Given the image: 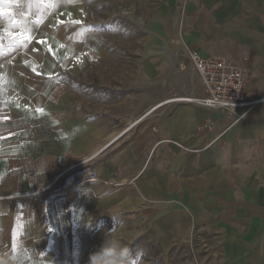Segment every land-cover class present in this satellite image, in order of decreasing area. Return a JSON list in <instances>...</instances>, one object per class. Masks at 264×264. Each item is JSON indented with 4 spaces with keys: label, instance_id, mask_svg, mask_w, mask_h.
Listing matches in <instances>:
<instances>
[{
    "label": "crops",
    "instance_id": "1",
    "mask_svg": "<svg viewBox=\"0 0 264 264\" xmlns=\"http://www.w3.org/2000/svg\"><path fill=\"white\" fill-rule=\"evenodd\" d=\"M83 3L0 4V264H90L108 234L130 249V264L152 263V248H192L200 264H264V101L238 119L242 109L168 96L135 119L130 102L101 98L99 87L112 85H96L99 70L80 61L76 72L92 75L75 90L57 79V66L76 55L52 48L44 27L84 22ZM177 8L167 35L176 33L177 49L236 62L248 72V99L264 98V0H181ZM10 33L31 40L21 46ZM181 74L148 61L141 68L156 89H178ZM91 155L75 189L38 205L30 193Z\"/></svg>",
    "mask_w": 264,
    "mask_h": 264
},
{
    "label": "rangeland",
    "instance_id": "2",
    "mask_svg": "<svg viewBox=\"0 0 264 264\" xmlns=\"http://www.w3.org/2000/svg\"><path fill=\"white\" fill-rule=\"evenodd\" d=\"M74 1L85 4L86 17L83 19L84 22L79 25H72L70 21H65L62 18L64 24L61 25V28L52 25L53 29H50L51 25L49 24L44 27V31L50 38L49 43L52 48L68 49L70 50L69 53L76 55L75 58L66 57L62 64L58 63L57 79L59 81L68 82L77 90L82 88L83 85L80 83L85 80L84 77L92 75L86 73L83 76V72L77 73V61H80L79 64L90 66L88 71L97 69L99 72L95 73V78L97 76L96 85L97 81L108 82L112 85L110 89L99 87L98 93L101 94V98L107 100L110 94L117 103L127 102L128 104L130 102L133 106L135 119L152 112L161 102L172 98L173 95L181 94L180 91L187 88L186 85L190 87L194 86V83L199 85V79H193L194 69L189 59L180 56L181 51L177 49L176 33L170 36V39L171 37L174 39L172 41L167 36L168 30H174V32L176 30L175 20L178 19L179 15V8L177 7L181 0H173L174 2L171 0ZM62 5L65 6L64 3ZM44 16L56 20V16L52 15L54 17H51L47 10ZM36 27L37 31L40 32V26ZM147 61L154 69L165 65L168 69L169 67L181 69L182 76L178 83L179 88L163 90L146 87L149 83L147 82L146 85V79L141 75V68ZM114 75L115 79L113 78ZM106 83L104 86L108 87ZM150 86L156 85L150 84ZM82 90L91 91L86 87ZM168 96L169 98H166ZM163 98L166 99L162 101ZM89 157L81 159L76 164L66 166L69 171L66 170L68 169L66 167L60 168L57 170L58 174L54 175L49 182L34 190L33 192H36L47 187L59 174L66 171L50 189L37 197L41 199L37 201L38 205L44 204L42 198L45 195L75 189L78 185L77 182L74 183L77 169ZM69 178L74 185L66 188ZM148 250L149 260L152 261L150 264H200L197 258L198 252L192 248H174L169 252L154 248Z\"/></svg>",
    "mask_w": 264,
    "mask_h": 264
},
{
    "label": "built area",
    "instance_id": "3",
    "mask_svg": "<svg viewBox=\"0 0 264 264\" xmlns=\"http://www.w3.org/2000/svg\"><path fill=\"white\" fill-rule=\"evenodd\" d=\"M180 56L189 59L194 69L193 79H199V85L203 86L204 93L198 96L194 93L187 94L186 91L183 94L173 95L172 98L165 101L166 103H194L213 109H225L231 113H236L238 109H242L243 113L239 114L237 117L241 119L246 116L251 108L260 105L264 101V98H257L254 100L248 99V72L236 62L220 57H204L196 52H183ZM196 87L197 84L194 83V89H196ZM95 154L97 155V153ZM96 155H91L84 163L92 161ZM65 172L61 173L58 179L47 187L30 194L34 197L41 196L50 189ZM19 196L21 195H13L12 197Z\"/></svg>",
    "mask_w": 264,
    "mask_h": 264
},
{
    "label": "clouds",
    "instance_id": "4",
    "mask_svg": "<svg viewBox=\"0 0 264 264\" xmlns=\"http://www.w3.org/2000/svg\"><path fill=\"white\" fill-rule=\"evenodd\" d=\"M130 249L108 234L100 248L90 256V264H129Z\"/></svg>",
    "mask_w": 264,
    "mask_h": 264
},
{
    "label": "snow or ice",
    "instance_id": "5",
    "mask_svg": "<svg viewBox=\"0 0 264 264\" xmlns=\"http://www.w3.org/2000/svg\"><path fill=\"white\" fill-rule=\"evenodd\" d=\"M4 2H5V0H0V4H3ZM37 2L39 4H44L47 7L55 8L58 6V3L60 2V0H37ZM69 2H74V0H69ZM3 11H4V9L0 8V14H2ZM37 22H39V21H37ZM71 22L73 24H76V25H79L80 23H82L80 20H72ZM58 23H63V22L58 21ZM10 35H12L13 39L19 38L18 42L21 46L24 45L25 40H28V41L31 40V36L26 35V33H10ZM39 43H44V41H39ZM49 50L51 51V48H49ZM33 70L35 71V67L33 68ZM17 107H19V105H17ZM36 111L43 114V109L37 108Z\"/></svg>",
    "mask_w": 264,
    "mask_h": 264
},
{
    "label": "bare ground",
    "instance_id": "6",
    "mask_svg": "<svg viewBox=\"0 0 264 264\" xmlns=\"http://www.w3.org/2000/svg\"><path fill=\"white\" fill-rule=\"evenodd\" d=\"M131 13V12H130ZM138 20V19H137ZM67 170V169H66Z\"/></svg>",
    "mask_w": 264,
    "mask_h": 264
}]
</instances>
